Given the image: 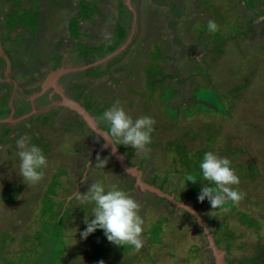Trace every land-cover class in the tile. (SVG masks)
Here are the masks:
<instances>
[{
    "label": "rangeland",
    "instance_id": "1",
    "mask_svg": "<svg viewBox=\"0 0 264 264\" xmlns=\"http://www.w3.org/2000/svg\"><path fill=\"white\" fill-rule=\"evenodd\" d=\"M263 1L0 0V264H264ZM70 50L89 62L60 66ZM34 92L37 111L6 115L8 99ZM182 95L217 110L172 108ZM116 101L156 121L147 155L123 144L112 154L97 118ZM24 134L48 161L36 184L18 172ZM208 151L230 159L246 193L226 213L198 199ZM94 181L141 202L139 251L99 228L81 237L93 205L74 194Z\"/></svg>",
    "mask_w": 264,
    "mask_h": 264
},
{
    "label": "clouds",
    "instance_id": "2",
    "mask_svg": "<svg viewBox=\"0 0 264 264\" xmlns=\"http://www.w3.org/2000/svg\"><path fill=\"white\" fill-rule=\"evenodd\" d=\"M207 28L210 32H216L219 30V25L215 20H209ZM64 64L71 63L66 62ZM53 72L60 73L58 71ZM171 77L176 78L172 75ZM53 80L49 84H44L45 81L40 84L42 86V89H39L40 92L44 91L46 87L52 86ZM40 92L31 93V96L26 98L31 99V106L27 104L24 111H27L28 107H32L27 111L28 113L38 110L34 100L41 101L37 97L40 95ZM172 93H174V90ZM186 101L195 102L198 105L202 104L211 110H217L216 105L210 104L208 106L204 101L196 99L193 95L190 97L182 95L177 101L172 102L173 106L170 103V106L172 108L174 106L179 107V103L182 102L184 104ZM23 114L19 113V116ZM19 116H13V118ZM25 116L27 115L25 114ZM97 119L99 122H104L109 126L107 134L112 141V143L109 142V147L113 148L112 154L113 152L116 154V150L120 148L118 147L119 144L130 145L137 152H143L145 155L151 151L147 146L152 142V133L156 123L154 118L141 115L133 119L120 105V102L116 101ZM84 132H86L85 129ZM79 134L82 135L81 132ZM16 148L20 161L19 174L28 185L39 183L45 175L43 169L48 165L43 150L36 144L31 143V137L27 134L17 139ZM107 162V158L101 159L97 155L95 166L104 169ZM199 168L202 173V179L200 180L209 183L201 188L198 199L203 202L207 198L211 204L212 212L213 210L221 209L226 213L229 211V207L226 206L229 202L238 205L244 199L246 193L240 191L238 187H234L240 184V177L236 174L235 169L231 167L229 158L219 156L213 151H208L204 154ZM197 180L198 178L193 174L186 176V181L195 183ZM74 199L81 203L93 205L91 217L94 218L89 219V217H85L84 222L87 227L81 232L82 238H87L89 234L99 228L104 230L107 240L117 246L130 245L135 251H139L143 247L145 221L140 214L142 205L140 201L124 189L116 184L106 186L102 181H94L89 185L86 192L81 193L76 191ZM182 208L186 209L185 207ZM99 264H104V261H99Z\"/></svg>",
    "mask_w": 264,
    "mask_h": 264
},
{
    "label": "flooded vegetation",
    "instance_id": "3",
    "mask_svg": "<svg viewBox=\"0 0 264 264\" xmlns=\"http://www.w3.org/2000/svg\"><path fill=\"white\" fill-rule=\"evenodd\" d=\"M54 52V54L56 55L57 54V52L54 50L53 51ZM65 54V55H64ZM60 53L59 54V62H60V66L63 64V63H66V62H68V63H70V58H72L73 57V52H71V50L69 51V52H65V53ZM66 61V62H65ZM84 64V63H83ZM45 65H47V63H43V66H45ZM59 66V67H60ZM84 66V65H83ZM48 68H50L51 69V67H52V65L51 64H48V66H47ZM59 70H60V68L58 69V67L56 68V70L55 71H58L59 72ZM60 82V84H61V80L59 81ZM20 85V84H19ZM49 87V86H48ZM42 89V86L40 85L39 86V89ZM19 89H21V86L19 87ZM30 97V96H29ZM37 97H39V96H37ZM22 98V93H21V95H15V99L16 100H19L18 101V106H14L13 105V102H12V99H8L4 104H3V107H5V108H7V109H10L11 110V113L8 111V112H6V115L8 116V114L10 115L11 114V116H14V113L15 112H19V113H21V114H23V113H25V112H27V111H29L32 107H30V108H28L27 109V111H24V109L20 106V105H22V104H24V102H26L29 106H31V99H26V97H25V99L23 100V99H21ZM15 104H17L16 102H15Z\"/></svg>",
    "mask_w": 264,
    "mask_h": 264
},
{
    "label": "trees",
    "instance_id": "4",
    "mask_svg": "<svg viewBox=\"0 0 264 264\" xmlns=\"http://www.w3.org/2000/svg\"><path fill=\"white\" fill-rule=\"evenodd\" d=\"M75 55H76V54H73V57L70 58V63H71V64L79 63V62H81V63L83 64V63L89 62V61H82V57L79 58V59H77L78 56H77V55L75 56ZM76 57H77V58H76ZM24 104L27 105L26 102H24ZM28 108H29V107H28ZM99 154H101V152H98V153H97V155H99Z\"/></svg>",
    "mask_w": 264,
    "mask_h": 264
},
{
    "label": "water",
    "instance_id": "5",
    "mask_svg": "<svg viewBox=\"0 0 264 264\" xmlns=\"http://www.w3.org/2000/svg\"><path fill=\"white\" fill-rule=\"evenodd\" d=\"M54 74H56V72H53ZM52 80H53V74L49 75L47 77V79L45 80L44 84H49V83H52Z\"/></svg>",
    "mask_w": 264,
    "mask_h": 264
},
{
    "label": "bare ground",
    "instance_id": "6",
    "mask_svg": "<svg viewBox=\"0 0 264 264\" xmlns=\"http://www.w3.org/2000/svg\"><path fill=\"white\" fill-rule=\"evenodd\" d=\"M23 1V0H22ZM40 2V1H39ZM264 2V1H263ZM12 13V12H11ZM30 13V12H29ZM13 20V19H12ZM225 40V39H224ZM230 50H232V48L230 49ZM243 84V83H242ZM154 157V156H153ZM144 169V168H143ZM145 170V169H144ZM154 180V179H153Z\"/></svg>",
    "mask_w": 264,
    "mask_h": 264
},
{
    "label": "crops",
    "instance_id": "7",
    "mask_svg": "<svg viewBox=\"0 0 264 264\" xmlns=\"http://www.w3.org/2000/svg\"><path fill=\"white\" fill-rule=\"evenodd\" d=\"M208 106H210V105H208Z\"/></svg>",
    "mask_w": 264,
    "mask_h": 264
}]
</instances>
